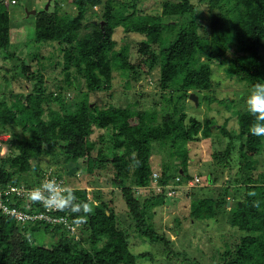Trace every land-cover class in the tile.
<instances>
[{"label":"trees","instance_id":"obj_1","mask_svg":"<svg viewBox=\"0 0 264 264\" xmlns=\"http://www.w3.org/2000/svg\"><path fill=\"white\" fill-rule=\"evenodd\" d=\"M147 1L49 0L48 8L37 11L34 40L58 45L66 85L48 91L42 60L37 69L20 62L22 74L38 83L25 99L20 93L0 101V131L12 135L10 152L0 159V184L38 186L52 168L40 162L48 157L57 162L54 175L72 187L76 203H89L92 212L60 210L79 225L74 234L63 224H24L0 212V264H137L148 253L132 252V232L163 245L167 259L181 256L170 237L157 230L155 211L174 197L169 195L171 189L194 178L188 172L189 143L217 131L227 144L214 158L230 170L237 168L236 176L212 193L205 186L195 188L200 182L189 187L187 218L210 230L220 222L226 224L230 232L225 234L232 241L215 248L220 264H264V136L250 133L255 118L243 101L230 104V116L223 123L214 117L203 123L184 111L192 93L208 92L204 99L210 104L217 100L218 68L226 78L240 79L248 90L246 101L252 87L264 83V0H164L158 1V10L144 9ZM9 3L0 0V53L5 59L20 60L9 50L14 31ZM118 30L133 38L118 44ZM131 42L138 44L142 56L136 60ZM157 67L167 107L161 119L157 109L140 108L137 101L124 107L90 100V94L110 89L115 71L127 82H140L144 73ZM79 78L87 91L82 99L72 97L73 109L66 93ZM232 120L235 125L230 127ZM96 129L104 131L103 143L111 145V154L92 138ZM156 149L170 159L157 169L160 172L152 165ZM80 160L86 165L84 183L97 187L92 195L65 173L67 164ZM98 174L106 176L105 183L96 178ZM211 178L212 173L207 180ZM117 190L131 221L126 229L119 224L113 200L106 197ZM176 221L181 224V219Z\"/></svg>","mask_w":264,"mask_h":264},{"label":"rangeland","instance_id":"obj_2","mask_svg":"<svg viewBox=\"0 0 264 264\" xmlns=\"http://www.w3.org/2000/svg\"><path fill=\"white\" fill-rule=\"evenodd\" d=\"M158 1L164 0H148L143 8L146 10H158L160 8ZM48 3L49 0H18L17 4L13 5L9 3L8 5L11 15V25L14 28L13 42L9 50L16 53L20 57V60H17L16 57L5 59L3 54L0 53V101L4 99L11 100L14 98L11 94L16 95L20 93L23 94V99H25L26 95L38 83L22 74L18 68L20 62H30L33 68L37 69L42 60L43 66L45 67L44 77L47 80L48 91H56L58 84L66 85V73L63 64L64 55L58 45L56 43L51 45V42L37 43L34 40L37 15L31 12L45 9ZM95 9L99 10V7ZM115 37L118 40V44L123 43L127 38L129 40L133 38L124 36L122 30H118ZM137 45V43L131 42L130 50L133 60L142 57L137 52ZM154 47L159 51L157 45ZM38 56L40 58L36 60ZM73 68H71L72 71ZM159 72V67H157L151 74L144 73L140 82L134 80L127 82L126 77L120 72L115 71L110 89L90 94V100L92 102L97 101L100 104L103 102H106V104L114 102L124 107L135 106V102L137 101L140 108L145 107L148 110L157 109L161 119V114L167 110V107H164L166 103L163 101V94L160 91ZM214 77L219 82V85L216 86L214 91V95L218 101L216 100L210 104L205 100L204 97L209 94L208 92L200 93L197 96L198 103L192 98H188L185 101L184 111L186 110L190 116H196L203 123L213 117L218 123H223L226 117L230 116L228 107L233 101L246 102L244 96L248 90L240 82V79L233 78L234 80H231L226 78L222 68L216 69ZM75 83L76 86L68 89L66 93L67 105L73 109H75L73 106L76 101H73L72 97L76 95L77 98L82 99V94L87 91L86 84L82 78H79ZM140 92L143 93L141 96ZM237 106L240 105L238 104ZM233 125H235L234 120L229 123L230 127ZM104 134V131L96 129L92 138L99 143V147L103 148L104 153L109 155L112 153V147L110 144L104 145L103 142L106 139ZM226 144L227 138L222 134H218V131L209 138H202L198 142L189 143L188 172L192 177L198 176L200 178V183L195 188L205 186L204 190H209L212 193L213 191L211 189L218 190L229 185L234 180L237 168L230 170L229 167L224 166L218 159L214 158L215 153L222 152L226 149ZM262 159H264V156ZM262 159L261 163L264 166ZM169 160L164 151L154 150L152 154L154 171L159 169L161 164ZM42 161L45 164L43 166H47V168L48 165H52L53 170L58 167L57 162L54 160L50 162L48 157H44L40 162ZM33 162L36 164L38 161L34 160ZM85 166V162L82 160L78 163L71 161L65 166V173L72 178H76L73 179V183L82 182V186H86L88 192L92 195L97 187H90L84 183L83 175H85ZM263 168L260 167V171ZM157 172L160 171L157 170ZM211 173V179H215L214 181L207 180V177ZM78 174H80V177H78ZM96 178H99L104 183L106 182V176L104 175L98 174ZM189 189V187H184L174 197H168L167 204L158 207L154 216L157 230L170 237L175 251L181 252L179 253L181 256L167 259L163 245L145 240L140 235L131 231L130 245L132 252L136 254L148 253L147 256L139 258L137 264H220L215 248L217 246L218 248L224 247L226 240L232 241L230 234L229 236L225 234V231H229L228 227L223 222H220L215 226L216 229L210 230L202 225L201 222L194 223L188 219L192 199V194H189L191 192ZM215 194L217 195V193ZM106 197L113 200L114 208L119 216L120 226L125 229L129 228L131 221L128 218V209L124 199H122L121 191L117 190L112 196L109 194ZM177 219H181V224L178 225L176 223ZM184 251L185 253L183 254Z\"/></svg>","mask_w":264,"mask_h":264},{"label":"built area","instance_id":"obj_3","mask_svg":"<svg viewBox=\"0 0 264 264\" xmlns=\"http://www.w3.org/2000/svg\"><path fill=\"white\" fill-rule=\"evenodd\" d=\"M11 3L13 5L17 4V0H11ZM11 139V133L0 131V159L10 152L12 146ZM78 176H80V174H78ZM153 176L154 181L157 182L159 174L155 172ZM51 179H55L59 184L72 189L71 186L64 184L63 180H59L57 176L54 175V170L52 168L45 173L39 185L35 187H26L18 184H0V212L15 219L19 223L43 222L52 226L63 224L70 233H77L79 225L74 224L67 215L60 214V210L45 208L43 204L33 202L29 199V193L32 189L39 187L43 181ZM176 181H180V178L177 177ZM199 182L200 178L194 176V178L186 184L174 186L175 188L169 191V195L174 196L180 193L182 188L193 187Z\"/></svg>","mask_w":264,"mask_h":264},{"label":"clouds","instance_id":"obj_4","mask_svg":"<svg viewBox=\"0 0 264 264\" xmlns=\"http://www.w3.org/2000/svg\"><path fill=\"white\" fill-rule=\"evenodd\" d=\"M247 110L255 119L249 129L254 136H264V83H256L246 101ZM29 199L41 203L45 208L70 210L73 213H91L89 203H76L77 197L70 187L59 184L55 179L45 180L32 189Z\"/></svg>","mask_w":264,"mask_h":264},{"label":"water","instance_id":"obj_5","mask_svg":"<svg viewBox=\"0 0 264 264\" xmlns=\"http://www.w3.org/2000/svg\"><path fill=\"white\" fill-rule=\"evenodd\" d=\"M49 5H50V2L47 4L46 8H48ZM31 13L36 14L37 13V10H34ZM190 98H192L196 103H198V97H197V95L195 93H192L191 96H190Z\"/></svg>","mask_w":264,"mask_h":264}]
</instances>
